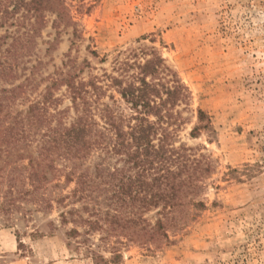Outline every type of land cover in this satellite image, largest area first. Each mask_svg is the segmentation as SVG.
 <instances>
[{"label": "rangeland", "instance_id": "1", "mask_svg": "<svg viewBox=\"0 0 264 264\" xmlns=\"http://www.w3.org/2000/svg\"><path fill=\"white\" fill-rule=\"evenodd\" d=\"M65 2L74 25L58 30L51 27L54 15L47 13L35 24L30 13L22 7L12 11L13 4L7 3L6 21L0 27L2 123L24 117L67 58L76 66L87 61L84 79L101 76L104 70L111 71L117 51L149 45L139 41L143 37L154 39L158 52L191 93L180 139L212 160L202 193L205 209L173 236V244L152 251L125 247L121 231L86 232L82 224L62 225L58 216L62 209L79 210L80 216L88 217L81 199L65 198L66 208L53 204L51 210L24 217L14 213L12 222L3 221L0 213L3 263L107 264L111 252L118 250L117 264H264V0ZM104 56L106 60L100 61ZM54 97L60 99L58 110L69 106L64 87ZM197 109L210 117L212 136L205 132L189 136ZM70 112L65 113V122L71 120ZM21 128L29 130L27 125ZM86 166L93 172V162L82 169ZM122 166L113 161L103 167L104 173ZM54 183L59 186L51 187ZM74 186L60 178L50 183L48 196L70 195ZM35 208L26 203V210ZM72 228L79 235H69Z\"/></svg>", "mask_w": 264, "mask_h": 264}, {"label": "trees", "instance_id": "2", "mask_svg": "<svg viewBox=\"0 0 264 264\" xmlns=\"http://www.w3.org/2000/svg\"><path fill=\"white\" fill-rule=\"evenodd\" d=\"M7 3L13 4L12 11L22 7L35 24L48 13L55 17L51 24L55 30L74 25L65 0H0V27L6 21ZM139 41L149 45L117 51L111 71L104 70L101 76L84 79L87 61L76 66L67 58L50 75L24 117L14 116L6 125L0 118L3 221L12 222L14 213L24 217L40 209L51 210L53 204L66 208L65 198L81 199V209L89 210L88 217L80 216L79 210L62 209L58 215L62 225L82 224L86 232L121 231L125 247L137 245L152 251L173 244V236L205 209L202 193L204 180L213 169L212 160L180 139L191 93L158 52L155 40L143 37ZM90 54L99 58L95 51ZM60 87L69 101L62 111L57 109L60 99L54 97ZM69 111L72 118L65 122ZM195 119L191 138L202 132L215 133L203 110H196ZM88 161L93 162V172L89 166L82 169ZM113 161L122 163V168L105 174L103 167ZM60 178L75 186L70 195L50 198V183ZM28 202L36 208L26 210ZM68 234L79 232L72 228ZM120 258L115 250L106 263L117 264ZM0 264H5L1 257Z\"/></svg>", "mask_w": 264, "mask_h": 264}]
</instances>
